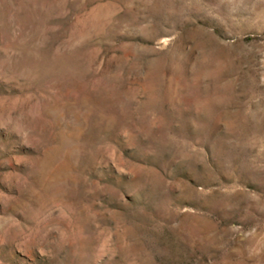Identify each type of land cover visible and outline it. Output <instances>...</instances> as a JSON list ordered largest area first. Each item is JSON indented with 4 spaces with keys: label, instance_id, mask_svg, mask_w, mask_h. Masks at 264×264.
Here are the masks:
<instances>
[{
    "label": "rangeland",
    "instance_id": "rangeland-1",
    "mask_svg": "<svg viewBox=\"0 0 264 264\" xmlns=\"http://www.w3.org/2000/svg\"><path fill=\"white\" fill-rule=\"evenodd\" d=\"M0 264H264V0H0Z\"/></svg>",
    "mask_w": 264,
    "mask_h": 264
}]
</instances>
